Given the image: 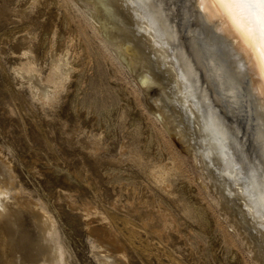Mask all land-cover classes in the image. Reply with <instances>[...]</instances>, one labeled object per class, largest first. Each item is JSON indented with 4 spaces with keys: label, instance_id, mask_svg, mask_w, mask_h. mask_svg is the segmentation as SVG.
Segmentation results:
<instances>
[{
    "label": "rangeland",
    "instance_id": "1",
    "mask_svg": "<svg viewBox=\"0 0 264 264\" xmlns=\"http://www.w3.org/2000/svg\"><path fill=\"white\" fill-rule=\"evenodd\" d=\"M87 2L88 0H74V2L73 0H58V8L53 6L49 12L47 10H34V7H30L26 13L31 16L32 22L28 19H24L20 23L12 20H0V152L3 151L2 154L9 155L6 159L13 162L15 169H17V176H19L18 184H21L19 186L21 193L26 197L28 196V198L31 196L32 201H34L32 204L35 205L37 209L42 207L40 209L47 211L48 214L50 212L51 214L49 215L55 218L54 221L56 220V228H58L57 230L59 231L57 232L61 244L65 252H68L66 253L67 260L69 261L68 264H98V254L96 253L101 250L105 254L113 257L111 259H116V257L121 258V260L123 259L124 261H122L124 264H155L156 262V264H264V257L262 255L264 253L259 249L250 230L247 229L246 223H244L242 219V214L238 207L240 201L236 197L229 199L226 196L227 194L223 192L220 185L217 183L213 172L200 167L201 164L199 161L197 162L193 159L195 156H192L193 158L191 157L193 154L189 152L193 146H191V148L189 147L190 149L186 148L183 143L185 140L184 137L181 138L180 133L177 135L171 134V129H167L165 125L166 122L161 121L160 118L153 113L154 105L152 101L154 97H156V91H158L157 87H154L153 90L155 91L152 90L153 92H143L140 85H138L136 77H133L135 76L134 73L126 67L124 60L121 59L120 61L119 58L117 59L114 51L104 46L105 44L101 39V37L103 38L102 34L93 28L91 21L86 22L87 19L83 18L85 15L79 8L81 5H84L86 8L89 7L90 4ZM76 3L79 7L76 6ZM53 13L57 14L56 17L59 20L57 22L59 33L55 37V44L60 42V44L64 43L65 37L70 31L69 33L75 35L76 46H78L77 50L81 51L80 55L82 56H80L78 54L79 51H77V55L80 57L77 56L78 59H74L76 61L74 62L73 60V63L76 66V70L77 68L79 70H77V72L75 70L71 73L70 77L73 80L69 78L66 80L67 82L65 81L63 86L65 89L59 91V94L52 104L49 101L42 102L36 98L33 90L29 86L30 83L28 82L29 85L28 83L26 84L28 80L26 81L21 78L23 81H19V79H17L20 77L13 72L12 68L16 62H19V58L9 53V50L12 52L16 46L22 43V38L27 36L28 33L26 32H31V29H33L32 33L36 34L35 36L40 39V42H36L35 39L37 38L35 36L33 37L35 38L34 40L33 38L30 39V41L32 40L31 45L37 50V62L40 60L38 62L40 64L42 60H46L44 50L49 44L52 32L46 29L45 23H43V17L46 16L50 18ZM78 16L80 17L79 20L77 19ZM40 18H42V21ZM70 18L75 21H72L73 24L71 23V25L68 26L66 23H68V19ZM38 20L39 22L36 23ZM77 23H80L81 27H85L79 28ZM28 24L32 27L28 28ZM88 24L92 26H88ZM77 32L79 34H77ZM16 33L18 34L16 35ZM64 33L66 34L64 35ZM100 40H102V43ZM10 65H12V67ZM46 66L47 65L41 66L42 72H44L43 74H46L48 70V66ZM6 68H9L8 70L10 71ZM66 83L67 86L65 87ZM67 88L69 90H67ZM60 99L62 100L60 101ZM54 103H58V105ZM40 104L42 107H38ZM48 104L51 105L48 106ZM45 106H47L46 108L49 107V111ZM53 107L54 110L52 109ZM51 117H53V120H51ZM184 119L185 117L182 121ZM179 120L181 121V119ZM61 121L65 123L62 124L63 122L61 123ZM184 122L185 121H183V123L180 122V124H184ZM60 126L61 129H59ZM64 126L67 129H64ZM74 126L77 127L75 128ZM72 128H75V132L72 131ZM160 129L162 131H160ZM193 129V131L196 132L195 126ZM178 130L180 129L178 128ZM100 131H102L103 135ZM81 132H84L82 134L84 135L83 137L80 135ZM64 135L71 136V138ZM93 136H95V138ZM98 136H100L101 139ZM85 137H87V139ZM92 140H100L101 146L103 145V149H100L97 158H93L87 148ZM81 141L84 142L81 143ZM77 143L80 148L77 147ZM125 143L131 147L132 152L138 151L137 153L144 159V162H146V159L147 162L152 159V161L158 162L166 159H171L173 161L175 164L173 166L175 172L171 177L172 185L170 190L173 189V191H171L172 196L166 193L161 187H156L150 181L148 182L144 175L145 167L140 166L137 162L131 161L129 159V154H122V156H120L121 146ZM74 145H76V147ZM71 156L73 158H70ZM82 156L84 158L80 159ZM77 157L79 159H77ZM124 157L125 159H123ZM100 158L102 160H100ZM94 159H96V161ZM98 165L101 168H99ZM141 167L142 169H139ZM121 189L125 190L122 191ZM147 191L151 192L148 194L150 204H154L156 207H162L167 211L169 210L168 212L174 217L173 219H176L174 221L179 227H177L178 229L176 228V231H179L178 233L174 230L173 239L166 240L168 242H166V246L164 245L165 239L156 231L152 230V228H150L151 226L144 223L146 225L145 227L138 214H130V212H134V209L126 205L127 203L125 201L129 198V195L134 192L137 193V204L140 203L139 205H144L145 201L143 200V195ZM121 192L124 193L121 194ZM173 192H175V194ZM118 194L122 199V201L119 202L122 208L119 204L113 203L114 200L117 199ZM67 198H69V201ZM94 200L99 201L96 202ZM91 201L93 202L91 203ZM71 204L74 205L71 207ZM92 204H95L96 207ZM101 204L105 205L102 206ZM81 205L88 206L85 207L84 210ZM74 206H77L79 209L82 208V210H79L77 207L74 208ZM89 208H91V210L89 212L86 211ZM111 208L114 209L112 210ZM121 209L122 211H120ZM90 213H92V216ZM93 214H95L96 217L93 216ZM108 225L111 227L109 228ZM87 227H89V229H87ZM131 227H134L133 230ZM90 230L91 232H89ZM88 232L92 235L90 236ZM116 232L119 237H117ZM160 238H162V242H164L162 245L160 244ZM112 239L114 241L116 239V241L114 242ZM117 242L118 245H116ZM183 244L186 247H184ZM232 244L234 246H232ZM156 246L158 248H156ZM169 247H171L172 250ZM125 248L128 251H126ZM123 251L125 252L124 254ZM126 253L128 256H126ZM189 254L191 256H189ZM148 255H150V257ZM127 257L130 259L127 260Z\"/></svg>",
    "mask_w": 264,
    "mask_h": 264
},
{
    "label": "bare ground",
    "instance_id": "2",
    "mask_svg": "<svg viewBox=\"0 0 264 264\" xmlns=\"http://www.w3.org/2000/svg\"><path fill=\"white\" fill-rule=\"evenodd\" d=\"M88 2L90 6L87 8L84 5L79 7L77 6L78 2L76 3V6L79 7L85 15L83 18L88 20H86V22L91 21L93 28L102 34L103 38L101 37V39L105 44L103 45L106 46L107 49L113 50L117 59L119 58L120 61L121 59L124 60L126 67H128L129 70L134 73L135 76L133 77H136L138 85H140L143 92L149 93L154 89V87H157L158 91H156L157 93L155 92L156 97H154V100L152 101V104L154 105L153 113L156 114L161 121L166 122L165 125L167 126V129H171V134L177 135L180 133V137H184L185 140L183 139V143L186 148H191V146H193L192 149L189 148L191 150L189 153L193 154L191 157L195 156L192 158L197 162L199 161L201 164L200 167L213 172L217 183L220 185L223 192L227 194L226 196L229 199L236 197L240 201V205L238 207L242 214V219L244 220V223H246L247 229L250 230V233L252 234V237L259 249L264 253V207L261 206L264 204V69L260 67L255 55L244 45L239 34L230 25L226 17H217L213 15L210 10L202 9L199 3L195 4L194 0H88ZM53 6L58 8V0H0V20H12L19 23L24 19L31 21V16L26 13L30 7H34V10H47L49 12ZM210 14L213 15L212 19H209ZM56 15L57 14L53 13L52 17L50 18L46 16L43 17V23H45L46 29L52 32L49 44L44 50L46 60H42L40 64L38 63L40 60L37 62V50L31 45L32 40L30 41V39L36 35L32 33L33 29H31V32L25 31L28 34L25 38H22V43L16 46L12 52L9 50V53H12L14 56L19 58V62H16L12 68L13 72L18 74L20 77L17 79H19V81L22 79H25L26 81L28 80L26 84L28 82L30 83V85L29 83L28 85L33 90L35 97L42 102L49 101L50 103L54 102L61 89H65L63 87L65 81L71 78V73L76 70L73 60L78 59L77 56H79L81 53V51L77 50L78 46H76L77 44L75 35L73 33H69L70 31L67 33L64 43L60 44V42L55 44V37L59 33L57 26V22L59 20L57 19ZM78 17L77 19L79 20L80 17ZM71 18L68 19V23H66L68 26H70L71 23L73 24L75 21L74 19L71 20ZM40 19L42 21V18ZM203 20L206 23L210 22V25L205 24L206 27H209L208 30L204 29L202 25ZM37 22H39V20L36 21V23ZM77 24L80 28V23ZM88 26L92 25L88 24ZM29 27L32 26L28 24V28ZM17 34L18 33H16V35ZM65 34L66 33H64V35ZM77 34L79 33L77 32ZM35 37L37 39L33 38V40L35 39L36 42H40V39L37 36ZM102 40H100L101 43ZM77 51H79V55H77ZM75 61L76 60H74V62ZM45 65L48 66H46L48 70L46 74H43L44 72H42L41 66ZM10 66L12 67V65ZM9 68L6 69L8 70ZM77 70L79 69L77 68ZM23 85L20 86L22 87ZM66 86L67 83L65 87ZM67 90L69 89L67 88ZM59 97L62 98L61 96ZM61 100L62 99H60V101ZM41 104L38 107H42ZM54 104L58 105V103ZM49 105L51 104H48V106ZM46 107L47 106H45V108ZM48 108L46 109L48 110ZM52 109L54 110V107ZM184 117V124H180V122L183 123L182 119ZM179 119H181V121ZM51 120H53V117H51ZM62 122L63 121H61V123ZM64 123L65 122L62 124ZM193 125L196 128V132L193 131ZM65 126L64 129L66 128ZM75 128H72L73 132H75ZM178 128L180 130H178ZM59 129H61V126ZM160 131L162 130L160 129ZM100 132L102 134V131ZM83 133L81 132L80 135ZM83 136L84 135H82V137ZM68 137L71 138V136ZM77 137L79 138L78 135ZM93 137L95 138V136ZM98 137L100 138V136ZM85 138L87 139V137ZM83 142L81 141V143ZM74 146L76 147V145ZM102 146L100 140H92L87 148L90 151V155H92L93 158H97ZM77 147H79L78 143ZM2 152L3 151L0 152V264H68L69 261L66 257V253L68 252H65V249L61 244L58 235L59 231L57 230L58 228H56V220L54 221L55 218L49 215L51 214L50 212L48 214L47 211L40 209L42 207L37 209L36 206L32 204L34 201H32L31 196L28 198V196L26 197L23 195V193H21L19 187L21 184H18L19 176H17V169H15L13 162H11L9 159H6L9 155H4ZM137 152H132L131 147L125 143L121 146L120 156H122V154H129V159L131 161L137 162L140 166L145 167L144 175L148 182L150 181L156 187H161L166 191V193L171 195V191H173V189L170 190L172 185L171 177L175 172V168L173 167L175 164L173 161L171 159H166L158 162L152 161V159L151 161L149 160L147 162L146 159V162H144V159L140 157ZM70 158L73 157L71 156ZM81 158L84 157L82 156L80 159ZM77 159L79 158L77 157ZM123 159H125V157ZM94 160L96 161V159ZM100 160L102 159L100 158ZM100 160L98 159L99 162ZM139 169H142V167ZM124 190L125 189L122 191ZM122 193L124 192H121V194ZM149 193L151 192L147 191L143 195V200L145 201L144 205H139L140 203L137 204L138 198L136 192L131 193L129 198L127 197L128 199L125 201L127 204H125L128 205V207H132L134 209V212H130V214H138L140 219L143 221V225L146 224L151 226L150 228H152V230L156 231L163 239H165L166 243L168 240L173 239L174 230L176 231V228L178 227L177 223L174 221L176 219H173L174 217H172V215L168 212L169 210L167 211L162 207H156L154 204H150L148 198ZM173 193L175 194V192ZM64 197L66 198L65 195ZM67 200L69 201V198H67ZM121 201L122 199L118 194L117 199H115L113 203L120 205L121 203L119 202ZM92 202L93 201H91V203ZM74 204H71L70 206L72 207ZM95 204L92 205L96 207ZM104 205L105 204L102 206ZM82 206L84 209L88 205H81V207ZM76 207L77 206H74V208ZM114 208L111 209L113 210ZM80 209L82 210V208ZM90 210L91 208L87 209L86 211L89 212ZM120 211H122V209ZM90 214L92 216V213ZM93 216H95V214H93ZM87 229H89V227H87ZM89 232H91V230ZM159 235L157 236L158 238ZM117 237H119L118 234ZM162 238L159 239L161 240V245L164 243L162 242ZM165 243L164 245L166 246L168 242L166 244ZM116 245H118V242ZM157 246L156 248H158ZM232 246L234 245L232 244ZM169 248L171 249V247ZM126 251L128 250L126 249ZM124 253L125 252L123 251V254ZM96 254H98V264H124L123 259L122 261L121 258L116 257L115 255L114 256L116 259H111L113 257L105 254L102 250L97 251ZM262 255L264 257V254ZM126 256H128L127 253ZM148 256L150 257V255ZM189 256L191 255L189 254ZM129 259L130 258L127 260Z\"/></svg>",
    "mask_w": 264,
    "mask_h": 264
},
{
    "label": "snow or ice",
    "instance_id": "3",
    "mask_svg": "<svg viewBox=\"0 0 264 264\" xmlns=\"http://www.w3.org/2000/svg\"><path fill=\"white\" fill-rule=\"evenodd\" d=\"M199 4L217 17H226L264 69V0H199Z\"/></svg>",
    "mask_w": 264,
    "mask_h": 264
},
{
    "label": "water",
    "instance_id": "4",
    "mask_svg": "<svg viewBox=\"0 0 264 264\" xmlns=\"http://www.w3.org/2000/svg\"><path fill=\"white\" fill-rule=\"evenodd\" d=\"M194 1H195V4H196V3H197V4L199 3V0H194ZM198 14H199V12H198ZM212 18H213V15L210 14L209 19H212ZM205 24H209V25H210V22H209V23H206L204 20L202 21V25H203L204 29H205V30H208L209 27H206ZM215 33H216V31H215ZM217 33H218V32H217Z\"/></svg>",
    "mask_w": 264,
    "mask_h": 264
}]
</instances>
